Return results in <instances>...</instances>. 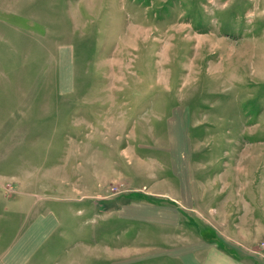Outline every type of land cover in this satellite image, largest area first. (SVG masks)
Returning <instances> with one entry per match:
<instances>
[{"label":"rangeland","instance_id":"obj_1","mask_svg":"<svg viewBox=\"0 0 264 264\" xmlns=\"http://www.w3.org/2000/svg\"><path fill=\"white\" fill-rule=\"evenodd\" d=\"M259 143L264 0H0V219L18 235L53 210L46 263L168 264L135 258L167 228L89 204L143 198L185 155L215 190Z\"/></svg>","mask_w":264,"mask_h":264},{"label":"crops","instance_id":"obj_2","mask_svg":"<svg viewBox=\"0 0 264 264\" xmlns=\"http://www.w3.org/2000/svg\"><path fill=\"white\" fill-rule=\"evenodd\" d=\"M184 130L187 135L186 127ZM194 166L186 155L183 159L171 157L168 180L157 179L151 187L138 188L143 198L127 201L115 210L110 205L89 204L88 221H95L98 213L108 220L116 211L121 220L147 223L157 230L167 228L164 247L154 248L151 255H142L137 248L135 258L141 262L264 264V143L236 149L230 184L227 170L211 175L217 183L215 190L212 184L204 188L207 181L198 178ZM11 215L8 211L0 219V264H49L46 260L55 255L53 237L62 227L58 216L51 209L39 213L17 235ZM137 229L143 235L142 228ZM106 253L97 259L110 261ZM100 260L96 264H102Z\"/></svg>","mask_w":264,"mask_h":264},{"label":"built area","instance_id":"obj_3","mask_svg":"<svg viewBox=\"0 0 264 264\" xmlns=\"http://www.w3.org/2000/svg\"><path fill=\"white\" fill-rule=\"evenodd\" d=\"M262 244L264 245V242Z\"/></svg>","mask_w":264,"mask_h":264}]
</instances>
